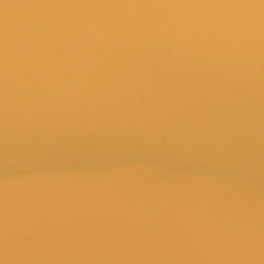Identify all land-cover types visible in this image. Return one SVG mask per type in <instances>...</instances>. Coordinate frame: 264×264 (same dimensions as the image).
<instances>
[{
	"label": "water",
	"instance_id": "water-1",
	"mask_svg": "<svg viewBox=\"0 0 264 264\" xmlns=\"http://www.w3.org/2000/svg\"><path fill=\"white\" fill-rule=\"evenodd\" d=\"M0 264H264V0H0Z\"/></svg>",
	"mask_w": 264,
	"mask_h": 264
}]
</instances>
